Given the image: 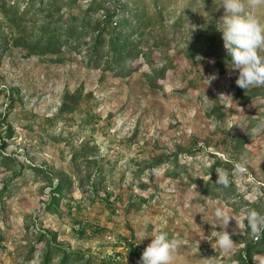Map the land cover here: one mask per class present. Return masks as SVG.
I'll return each mask as SVG.
<instances>
[{"label": "rangeland", "instance_id": "374dc122", "mask_svg": "<svg viewBox=\"0 0 264 264\" xmlns=\"http://www.w3.org/2000/svg\"><path fill=\"white\" fill-rule=\"evenodd\" d=\"M88 1L59 0L53 19L69 21ZM11 3L13 20L0 13V33L23 41L9 40L0 55V264H39L48 243L60 249L50 264L63 250L68 264H137L159 232L176 241L171 264H237L255 236L241 223L244 212L264 215V132L254 131L264 86L238 94L230 63L220 66L218 31L213 54L183 55L200 2L170 0L164 28L150 30L142 46L149 58L110 69L88 60L89 36L78 47L62 37L57 52H28L23 42L45 14L25 12L23 0L5 7ZM188 6L189 20L174 30L173 15ZM213 11L218 20L221 10ZM170 65L163 78L153 76ZM82 146L92 147L87 159ZM157 158L164 162L153 166ZM220 170L227 187L216 183ZM58 181L70 185L59 212H43ZM217 208L232 217L227 252L215 243L224 230ZM141 231L148 238L139 243ZM252 260L264 264V250Z\"/></svg>", "mask_w": 264, "mask_h": 264}, {"label": "trees", "instance_id": "16d2710c", "mask_svg": "<svg viewBox=\"0 0 264 264\" xmlns=\"http://www.w3.org/2000/svg\"><path fill=\"white\" fill-rule=\"evenodd\" d=\"M77 0H60L63 5L68 7L75 5ZM23 10L25 12L33 11L35 8L39 10V14H45L44 21L38 23L36 31L30 35L29 40L23 46L30 53H52L57 52L59 45L57 42L64 37L69 46H80L84 36H89L91 46L89 49L88 60L95 63L101 62L106 69L111 66H119L126 59L136 60L137 57L148 59L150 50L143 49V45L147 44L150 30L153 28L163 29L170 13V0H89L83 9L77 14L69 17V21L59 24L60 20L53 19L55 13H59V0H23ZM199 12L202 14L198 18L200 25L197 27L194 37L182 51L187 59L193 60L194 54H203V56L211 55L216 50L217 29L215 27L216 18L213 13V0H198ZM11 3L5 7V0H0V13L8 20H13L12 9L16 6ZM191 6V5H190ZM190 6L183 11L173 15L174 19L169 24L174 30L183 28L185 22L189 20ZM99 12V15H96ZM39 18L37 21L39 22ZM149 30V31H147ZM10 44L13 46L20 45L23 41L20 37H11ZM0 33V55L4 46L9 41ZM80 40V42H79ZM83 45V44H82ZM220 66L229 63V57L225 51L220 54ZM164 66L158 70H154L153 76L163 78L168 69ZM256 87L248 89H238V94L245 96L252 93ZM240 96V97H241ZM7 136V135H6ZM4 138L0 140V148L5 146ZM83 158H88L91 154L92 147H80ZM79 149V150H80ZM73 155V154H72ZM76 155L74 154L73 157ZM6 157V156H4ZM0 159L4 165L3 158ZM161 159V158H160ZM153 159V166L163 163V160ZM18 173H15V175ZM17 176V175H16ZM69 186L62 181H58L54 186L49 187L48 199L45 202L43 212L58 214L59 203L65 198ZM240 240V239H239ZM242 255H238L237 264H254L253 257L255 253L264 250V232L258 236L255 235L248 241L244 242ZM132 247V246H131ZM60 250L58 247L48 243L42 253L39 264H50L53 259L52 254ZM131 252L135 250L131 248ZM71 253L62 251L57 264H68Z\"/></svg>", "mask_w": 264, "mask_h": 264}, {"label": "clouds", "instance_id": "9594fccd", "mask_svg": "<svg viewBox=\"0 0 264 264\" xmlns=\"http://www.w3.org/2000/svg\"><path fill=\"white\" fill-rule=\"evenodd\" d=\"M213 4L217 10H221L215 27L220 33L226 56L230 58L229 68L236 73L235 85L243 90L264 86V23L261 21L264 0H213ZM254 131L264 132V117L258 118ZM236 171H243V166L237 164ZM216 183L227 187L229 174L220 170ZM214 216L224 229L216 234V246L223 251H230L234 243L230 238L232 228L229 222L232 217L220 208L215 209ZM241 223L252 235L258 236L264 232V215L254 210L245 211ZM136 238L140 243L148 236L145 231H141L136 234ZM176 247L175 240L170 239L167 233L159 232L150 237L137 264H171Z\"/></svg>", "mask_w": 264, "mask_h": 264}, {"label": "built area", "instance_id": "2783aa9c", "mask_svg": "<svg viewBox=\"0 0 264 264\" xmlns=\"http://www.w3.org/2000/svg\"><path fill=\"white\" fill-rule=\"evenodd\" d=\"M132 247H133V249L135 250V252L137 253V254H139V248L138 247H136V246H134V245H132Z\"/></svg>", "mask_w": 264, "mask_h": 264}]
</instances>
